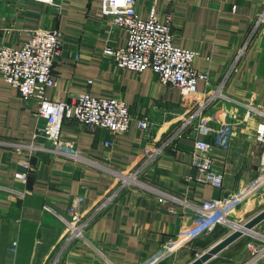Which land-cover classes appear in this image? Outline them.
I'll return each instance as SVG.
<instances>
[{
	"label": "crops",
	"instance_id": "1",
	"mask_svg": "<svg viewBox=\"0 0 264 264\" xmlns=\"http://www.w3.org/2000/svg\"><path fill=\"white\" fill-rule=\"evenodd\" d=\"M151 1H136L139 16L146 17ZM156 6L161 17H170L173 44L197 52L193 67L207 71L214 86L223 81L226 99L211 102L197 118L195 99L184 100L178 88L160 83L151 69L133 73L102 54L107 46H123L125 33L104 21L100 0H56L55 5L0 0V46L19 47L37 28L62 31L61 56L52 67L55 85L45 93L48 99L71 100L86 91L113 96L127 104L132 118L129 130L114 138L106 130L64 119L61 138L72 143L83 160L39 150L20 154L0 144V264H142L192 222L190 214L164 201L162 194L199 204L237 191L258 173L264 147L255 128L262 119L240 118L245 104L264 111V24L257 22L264 0H157ZM197 88L202 92L204 83L198 81ZM37 112L38 103L24 101L0 75V141L30 142L45 126ZM227 112L238 118L227 120L233 134L223 150L215 146L220 124L214 117ZM144 115L151 121L146 130L136 125ZM178 130L181 136L137 176L140 184L121 188L113 173L133 172L143 164L145 150L162 146ZM195 138L214 144L226 171L221 188L199 181L190 163ZM108 139L114 140L112 145H105ZM26 162L31 170L22 184L14 175ZM22 188L24 196L10 190ZM72 195L84 197V217L107 202L92 215L87 241L63 247V224L43 207L50 203L64 211ZM241 210L246 212L243 203L235 208ZM255 228L264 231V220ZM230 232L217 225L153 264H187ZM242 238L205 264L247 263L252 238Z\"/></svg>",
	"mask_w": 264,
	"mask_h": 264
},
{
	"label": "built area",
	"instance_id": "2",
	"mask_svg": "<svg viewBox=\"0 0 264 264\" xmlns=\"http://www.w3.org/2000/svg\"><path fill=\"white\" fill-rule=\"evenodd\" d=\"M36 1L54 5L56 3V0ZM136 1L100 0V12L104 21L125 33L123 46H107L102 50V54L110 58L116 67L133 73H141L147 68L151 69L160 83L178 88L184 100L195 99L197 107L193 116L196 118L211 102L226 99L223 81L214 86L207 71L193 67L192 61L197 52L173 44L170 17L168 15L161 17L156 6L157 0L151 1L146 17L138 15ZM257 22L264 24V9L259 13ZM63 41L62 31L37 28L31 31L29 39L19 47L0 46V75L8 86L17 89L24 101L38 103L37 113L45 121L44 128L34 133L30 142L0 141V144L11 147L16 153L24 154L27 151L32 153L39 150L66 155L74 160H83L80 151H77L72 143L61 138L60 127L64 119H75L81 125L106 130L113 138L129 130L132 118L128 106L116 97H97L88 91L76 95L71 100H50L46 97V89L55 85L52 67L61 56ZM198 81L204 83L205 89L202 92L198 91ZM87 82L91 83V81ZM243 106L245 109L240 118L241 121L244 122L255 115L261 117V123L255 128V136L264 147V111L253 105ZM234 118L238 116L231 112H227L224 116L215 115L214 121L220 124V127L215 130V146L223 150L228 148L229 139L233 134L231 128L233 124L227 120H235ZM150 124L148 116L144 115L136 119L137 127L142 130L148 129ZM179 131L181 130L176 131L173 137L165 141L162 146L145 150L143 164L133 172H114L113 174L120 181V187L140 184L137 176L157 155L162 153L164 146L181 136ZM37 139L43 143L36 145ZM113 141L108 139L105 145H112ZM214 148V144L205 139L195 138L190 151V163L198 173L200 182L221 188L226 171ZM261 155L258 162V173L237 191L227 192L224 197L193 204L171 194H162L164 201L178 204L183 213L190 214L192 222L181 228L142 264H153L168 251L187 245L199 233L210 232L217 225L230 227H233V224L242 225L230 219L231 215L227 213L226 207L231 204L236 207L264 186V150ZM30 170L29 163H22V169L15 173L14 178L23 184ZM10 190L21 196L25 194L23 188L22 190ZM111 198L109 196L106 200L110 201ZM106 202L98 205L94 213L99 212ZM83 205L82 195H72L64 211H59L50 203L43 207L46 212L63 224L65 230L63 247L74 240L87 241L85 231L94 213L84 217ZM170 209L173 210L172 207ZM254 228L249 233L247 232V235L252 238L247 243L252 257L243 264L260 263L264 260V231H255Z\"/></svg>",
	"mask_w": 264,
	"mask_h": 264
},
{
	"label": "water",
	"instance_id": "3",
	"mask_svg": "<svg viewBox=\"0 0 264 264\" xmlns=\"http://www.w3.org/2000/svg\"><path fill=\"white\" fill-rule=\"evenodd\" d=\"M264 220V209H260L258 213L250 217L245 223H243L241 226L247 232L252 230L257 224L261 223V221ZM246 232L239 228H234L230 233H228L225 237L220 239L218 242L213 244L211 247H209L207 250L203 251L200 255L195 257L193 260L187 264H205L212 256L217 254L220 250H222L224 247L231 244L233 241L238 240L242 235H244Z\"/></svg>",
	"mask_w": 264,
	"mask_h": 264
},
{
	"label": "rangeland",
	"instance_id": "4",
	"mask_svg": "<svg viewBox=\"0 0 264 264\" xmlns=\"http://www.w3.org/2000/svg\"><path fill=\"white\" fill-rule=\"evenodd\" d=\"M242 203L244 205V209L246 212L244 213L242 210L235 211V208H237ZM242 203L236 205V207H233L232 204L226 207L227 213L231 215L230 219L235 220V222H238L240 224L245 223L250 218L249 216L254 215L260 209L264 208V186H262V188H260V190L256 192L254 195H252L251 197H247V199H245ZM251 207L252 209L247 212V209ZM226 227H228L229 232L233 230V227H230V226H226ZM254 229L255 231H261L258 228H254ZM248 237L250 236L247 235V233L244 234L242 238L243 241H245V239H249ZM250 257H252V255H250Z\"/></svg>",
	"mask_w": 264,
	"mask_h": 264
},
{
	"label": "bare ground",
	"instance_id": "5",
	"mask_svg": "<svg viewBox=\"0 0 264 264\" xmlns=\"http://www.w3.org/2000/svg\"><path fill=\"white\" fill-rule=\"evenodd\" d=\"M233 227L234 228H239V229H242L243 231H245L246 233H247V230H245L244 228H242L243 226H238V225H236V224H233ZM249 233V232H248Z\"/></svg>",
	"mask_w": 264,
	"mask_h": 264
}]
</instances>
